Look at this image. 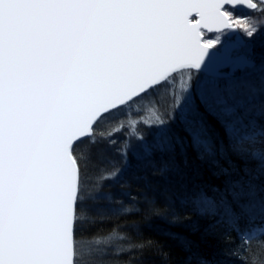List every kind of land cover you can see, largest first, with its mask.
I'll return each instance as SVG.
<instances>
[{
  "label": "snow or ice",
  "instance_id": "obj_1",
  "mask_svg": "<svg viewBox=\"0 0 264 264\" xmlns=\"http://www.w3.org/2000/svg\"><path fill=\"white\" fill-rule=\"evenodd\" d=\"M161 185L239 241L179 264H264V0H0V264H171Z\"/></svg>",
  "mask_w": 264,
  "mask_h": 264
},
{
  "label": "trees",
  "instance_id": "obj_2",
  "mask_svg": "<svg viewBox=\"0 0 264 264\" xmlns=\"http://www.w3.org/2000/svg\"><path fill=\"white\" fill-rule=\"evenodd\" d=\"M172 95L173 90L171 89L168 90L166 95L162 93L160 96L161 105L170 104ZM167 194L168 193L164 192L163 185H161V187L158 188L155 193H149L150 196L155 195V208L145 205L140 215L132 216L127 222L122 223L124 228L132 235L136 234V229L139 227L140 231L143 232L145 237H151L152 239L159 241L164 246V252L171 251V264H179L186 254L178 248L174 241L168 239L166 235L168 231L177 232L182 236H187L190 239L196 240L200 244V250L205 254L219 250L221 248L231 247L233 243L239 242L236 232H232L231 238L226 240L223 235L224 230L222 228H218L216 230L215 236H208L204 239H201L204 229L207 227L209 221L201 220L194 213L188 210H181L179 207L175 208V211L179 214L181 220L183 221V223L179 225L170 226L164 220L153 216L154 211L161 213H170L172 211L165 205V196ZM141 203L143 204V201ZM191 222H197L199 224V233L194 234L191 228L188 227ZM252 247L255 248V244H253ZM146 264H165L163 253H158L155 250L148 253L146 257ZM236 264H239V262L237 261Z\"/></svg>",
  "mask_w": 264,
  "mask_h": 264
}]
</instances>
